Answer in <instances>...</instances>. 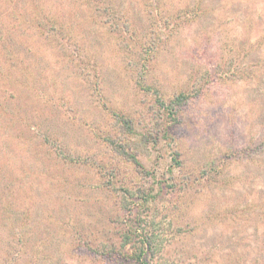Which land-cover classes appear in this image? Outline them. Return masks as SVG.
I'll use <instances>...</instances> for the list:
<instances>
[{
	"label": "rangeland",
	"instance_id": "obj_1",
	"mask_svg": "<svg viewBox=\"0 0 264 264\" xmlns=\"http://www.w3.org/2000/svg\"><path fill=\"white\" fill-rule=\"evenodd\" d=\"M0 264H264V0H0Z\"/></svg>",
	"mask_w": 264,
	"mask_h": 264
},
{
	"label": "trees",
	"instance_id": "obj_2",
	"mask_svg": "<svg viewBox=\"0 0 264 264\" xmlns=\"http://www.w3.org/2000/svg\"><path fill=\"white\" fill-rule=\"evenodd\" d=\"M143 89H146L147 87H145V86H143V85H140ZM179 97H183V95H180ZM177 100H181V99H177ZM173 102V101H172ZM119 119H120V123H121V129H122V126L123 125H125L126 126V128L128 129V130H132V132L134 131V127L132 126V122H131V120L129 119L128 120V118L127 117H125L124 115H122V116H120V117H118ZM131 134V133H130ZM108 140V139H107ZM109 141H111V143H113L114 144V142L112 141V139L110 140V138H109ZM114 146H115V144H114ZM115 149H117V151L119 152V154H121L122 156H125V157H127V158H129L131 161H133V163L134 164H138V162H137V159H136V156H134L133 154H129V153H127L126 151H124L123 149H122V147H117V146H115ZM141 256V255H140ZM139 256V257H140ZM138 257V258H139Z\"/></svg>",
	"mask_w": 264,
	"mask_h": 264
}]
</instances>
